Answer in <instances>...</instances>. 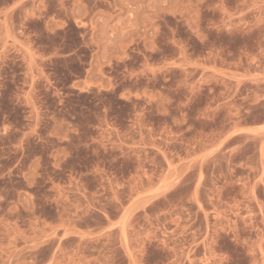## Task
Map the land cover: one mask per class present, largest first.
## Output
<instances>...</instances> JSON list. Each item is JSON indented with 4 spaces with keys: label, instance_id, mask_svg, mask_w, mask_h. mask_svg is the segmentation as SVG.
Returning <instances> with one entry per match:
<instances>
[{
    "label": "rangeland",
    "instance_id": "1",
    "mask_svg": "<svg viewBox=\"0 0 264 264\" xmlns=\"http://www.w3.org/2000/svg\"><path fill=\"white\" fill-rule=\"evenodd\" d=\"M0 264H264V0H0Z\"/></svg>",
    "mask_w": 264,
    "mask_h": 264
}]
</instances>
